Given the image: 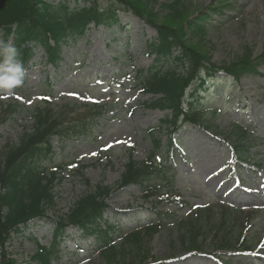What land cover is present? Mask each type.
<instances>
[{"label":"rangeland","instance_id":"rangeland-1","mask_svg":"<svg viewBox=\"0 0 264 264\" xmlns=\"http://www.w3.org/2000/svg\"><path fill=\"white\" fill-rule=\"evenodd\" d=\"M45 1L67 2L71 8L85 5L83 0ZM170 1L159 0L154 10L164 14L161 5ZM183 1L193 18L205 13L215 0ZM114 2L97 0V5L116 8ZM229 5L232 10H226L223 17L214 14L207 21L204 47L218 66L234 63L251 49L252 66L261 63L257 68L260 74L234 81L218 73L209 86L193 93L205 111L217 116L209 124L210 132L184 125L176 136L177 145L161 152L167 170L171 169L157 180L167 194L165 202H145L135 186L116 192L108 201L105 218L118 223L124 233L156 222L153 208L157 204L158 211L170 215L150 242L152 264H264V76H260L264 75V0H235ZM119 19V25L110 29L91 26L83 38L64 46L56 71L38 50L26 68L22 87L13 96L0 97L2 105L23 108L0 126V147L17 142L31 129L24 108L34 107L50 90L55 106L109 107L110 112L88 138L53 139L54 154L42 164L50 172L57 170L59 178L54 192L56 206L48 212L52 219L66 213L96 185L116 187L131 150L136 161L148 159L154 151L150 130L163 142L168 138L167 131L159 132L158 127L165 113L141 106L150 97L142 96L138 85V71L152 64L147 45L156 32L131 13H120ZM48 81L53 84L49 86ZM83 113L80 115L87 114ZM236 126L245 130L244 139H239L250 154L249 165L241 164L234 150L224 144V137L236 132ZM163 177L174 180L163 183ZM191 223L200 229L198 242L204 244L203 253H189V243L183 242ZM54 229L49 220L30 223L12 234L7 253L18 264H38L33 260L37 244L53 245ZM220 239H227L230 245L221 252L218 247L224 242ZM95 242L82 231L69 228L57 240L60 257L53 264H106Z\"/></svg>","mask_w":264,"mask_h":264},{"label":"trees","instance_id":"trees-1","mask_svg":"<svg viewBox=\"0 0 264 264\" xmlns=\"http://www.w3.org/2000/svg\"><path fill=\"white\" fill-rule=\"evenodd\" d=\"M83 1L84 6L71 8L67 2L0 0V38L11 40L20 49L26 68L41 50L46 64L56 71L62 61L64 46L83 38L93 25L110 29L119 25L120 13H131L157 33L147 45L152 64L138 71V85L141 95L150 97L141 106L165 113L158 127L159 132L167 131L168 138L163 142L162 137L150 130L154 151L148 159L136 161L131 150L125 172L116 187L96 185L66 213L52 219L48 212L56 206L54 192L59 178L57 170L50 172L42 164L54 154L53 139L67 142L88 138L110 110L107 106L76 103L55 106L51 90L34 107L24 108L26 117L32 122L31 129L25 130L17 142L0 147V264H18L7 253L6 245L12 234L19 233L36 220H49L55 225L53 245L37 244L33 260L38 264H53L59 259L57 240L71 227L95 239L96 250L106 264H151L150 260H154L150 256V242L160 233L164 220L170 215L158 211L160 205L157 204L153 208L156 222L124 233L118 223L105 218L108 201L116 192L135 186L144 194L145 202L155 199L165 202L167 194L157 180L169 174L171 169L167 170L161 152H168L177 145L175 137L183 125L210 132L209 124L217 116L216 112L205 111L195 95L209 86L217 73H225L234 81L242 76L260 74L257 68L261 63L252 66L251 49H246L234 63L218 66L204 47L207 21L214 14L223 17L226 10H232L229 2L235 0H215L205 13L193 18L183 0L162 4V15L154 10L159 0H115L116 8L106 9L100 8L97 0ZM261 60L264 62V54ZM52 84L48 81L49 86ZM22 109L19 105L0 104V126ZM83 112L87 114L81 116ZM235 131L225 136L224 142L243 164H247L250 154L239 139H244L245 130L236 126ZM236 139L238 142L234 143ZM164 180L163 183L170 181L172 184L174 178ZM190 225L186 231L188 236L183 235L184 244L189 243L187 251L203 253L204 244L198 242L200 229L194 223ZM220 242L224 245L220 244L219 252L230 247L227 239H220ZM212 255L219 258L215 253Z\"/></svg>","mask_w":264,"mask_h":264},{"label":"clouds","instance_id":"clouds-1","mask_svg":"<svg viewBox=\"0 0 264 264\" xmlns=\"http://www.w3.org/2000/svg\"><path fill=\"white\" fill-rule=\"evenodd\" d=\"M27 69L20 49L11 40L0 38V97L15 95L24 84Z\"/></svg>","mask_w":264,"mask_h":264}]
</instances>
